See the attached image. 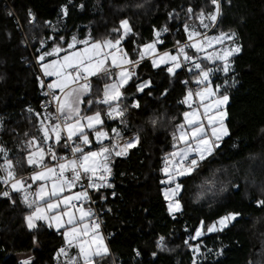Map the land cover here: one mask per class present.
I'll return each instance as SVG.
<instances>
[{"label": "trees", "instance_id": "obj_1", "mask_svg": "<svg viewBox=\"0 0 264 264\" xmlns=\"http://www.w3.org/2000/svg\"><path fill=\"white\" fill-rule=\"evenodd\" d=\"M9 4L16 15L9 16L4 0H0V146L13 160L17 179L36 169L24 160L28 140L36 137L39 146L50 147L39 131L41 115L46 111L39 108L41 85L35 68L26 59L30 49L17 26V16L26 35L43 52L57 45L66 50L73 35L80 41L89 38L91 43L106 38L114 41L119 34L112 29L119 28L122 19H128L132 32L121 40L120 46L130 59L136 60L141 46L157 40L154 28L167 25L170 29L167 46L158 42L163 51L174 42L187 39L184 25L189 6L196 12L201 8L213 11L209 0H9ZM81 4L83 9L79 7ZM62 6L67 7V16L63 15ZM29 9L36 17L32 26L28 24ZM170 12L179 13V17L170 20ZM205 23L209 27H200L201 33L235 32L231 41L241 47L230 60L229 72L215 71L213 75V84L229 95L226 124L230 135L201 161L196 171L178 180L182 185L179 196L182 211L177 215L169 213L163 193L166 185L161 183L166 176L161 169L165 155L174 151L171 139L174 125L184 122L183 113L188 110L180 103L186 95L182 81L195 82V76L182 70L170 76L168 66L153 68L150 60L140 62L137 75L123 89L120 101L122 107H128L124 118L127 126L121 119L109 121L100 104L88 105L89 99L102 97L103 84L108 82L102 78L91 81L92 93L84 100L82 115L99 110L108 129L119 127L122 136L139 132L141 137L128 156H112L108 182L113 187H104L102 196L107 209L103 235L113 237L106 239L110 255L103 264H112L114 260L118 264H193L194 258L196 264H255L261 258L258 253L263 249L264 207L257 206L256 201L264 197L247 186L244 179L263 177L258 172L259 162L254 163V159L264 155V0H231V4L223 0L219 22L213 26L206 19ZM162 37L164 33L159 40ZM149 79L151 87L137 91V84ZM233 80L237 81L235 85ZM136 102L140 105L138 109L131 107ZM29 108L33 111L29 112ZM152 119H158L155 128L150 123ZM55 144L56 156L63 155L64 141ZM3 155L0 153V164ZM51 159L49 155L47 163ZM5 175L0 170V177ZM217 188L221 193L215 195ZM9 190L11 199L0 197V264H20L27 254L34 255L33 264H58L56 255L64 243L62 232L45 223L29 229L26 216L31 209L21 202L20 193ZM230 212H239L241 216L222 232H207L208 225ZM201 221L207 233L191 239ZM160 237L165 239L166 250L157 247ZM196 245L200 254L193 253L190 247Z\"/></svg>", "mask_w": 264, "mask_h": 264}, {"label": "snow or ice", "instance_id": "obj_2", "mask_svg": "<svg viewBox=\"0 0 264 264\" xmlns=\"http://www.w3.org/2000/svg\"><path fill=\"white\" fill-rule=\"evenodd\" d=\"M209 3L213 7L212 12H205L204 8H201L199 12H196L194 8L189 6L185 11L189 17L195 16L200 22V27L208 28L209 24L205 23L207 19L213 26L218 22V18L222 15L223 0H209ZM227 3L231 4V0H227ZM81 9L84 5L79 6ZM137 7H143V5H137ZM62 12L64 16L68 15V9L66 6H62ZM9 16L13 15L11 11L7 13ZM29 23L35 22V15L29 9L28 11ZM169 19L178 18L179 13H168ZM18 23V22H17ZM50 24V22H46ZM123 29V33L120 34V30ZM169 27L164 25L161 29L154 28V35L157 40L153 43L144 44L139 48V59H130L127 53L122 52L118 47L121 40L124 39L129 33L132 32V27L128 19H122L120 21L119 28H113L112 32L117 33L118 38L114 41L110 38H106L103 41H95L89 44L88 40L77 41L75 35L72 37V41L68 43V48L73 49L77 43L84 45L81 51H75L68 53L59 60H52L49 63H43L45 57L59 54L61 51H65L60 45L55 46L51 51L42 52L37 57V62L40 63L43 76H55L57 79L53 83L47 85L51 94L52 101L56 102V113L53 116L51 113L47 114L44 120H55V123L44 124L43 120L40 123L39 131L43 134L42 139L47 143L50 139L55 138L57 144H60L62 140V133L67 132L65 147H70L72 158L68 159L61 157L63 160L57 167H47L44 165L45 149L40 147V142L36 137L27 141L28 152L24 157L28 166L35 168H42L40 171H35L30 176L33 182L43 181L40 187L35 193L29 191L31 184H26L23 177L17 179L15 173V165L13 160L7 155V150L0 146V153H3V164H0V170L6 175L0 177V181L5 184H10L12 192L21 194V202L24 203L29 209H32L35 205L34 211L26 216L29 229L36 228L38 225L36 221H44L49 228L53 227V222L57 230L65 226L63 217L67 216L66 223L71 227L66 230L63 235L68 246L75 245L78 249V256L72 257L67 264H77L78 260H82L83 264H103L106 257L110 255V250L104 241L103 236L100 234V223L96 222L91 225L84 224L83 227H79L76 218L69 208L70 203L73 200L90 199L87 190L75 193L72 196H65L61 199V194L66 190L73 188L77 182L86 180L87 188L95 189L99 191L104 187H113L108 182V176L111 174L110 158L113 153L115 156H126L130 149L136 147L140 143L139 132L135 133L128 139H123L120 131L113 128L112 132L119 138L121 142H113L111 147H106L101 144L98 151H85L83 145H89L91 143L89 134L85 131V128L92 129L95 132L97 143L108 137V133L102 130H97V125H102L101 111L97 110L91 116H81V105L84 103V96L91 94L92 85L88 82L89 76H99L106 81H112L111 83L105 82L102 88V97L97 96L95 100L89 99L88 105L93 103L106 105L108 108L107 116L115 119L119 117L121 122L127 126L125 113L128 111V107L125 105L121 107L118 102L121 99V88L135 75L134 71L129 68L123 67L124 65H130L135 68L139 65L146 54L153 55L152 66L158 68L161 64L170 65L167 67V72L170 76H175L177 69H180L185 62H190L192 67L188 68L189 72L195 69V83L198 86L197 91L193 93L191 89H188L187 94L180 103L187 104L192 109L190 112H184V122L174 125V131L171 134L173 152L168 153L163 158L164 166L161 169L167 177L166 180H162L161 183L169 185L174 184V187L165 189L164 196L168 203L169 213L181 212L182 205L177 198L182 189V185L177 182V178L181 176H187L197 170L201 161L205 160L208 156H211L213 152L220 147V142L225 136H229V130L224 123L227 112L223 111L225 105L229 101V95L227 92L221 93L219 85L212 86L210 81V75L214 71H223L227 74L230 70V57L241 51L240 46H233L230 48H224L220 52H213L206 55L203 59L216 62H222V68L212 69L203 67L201 62H198L192 56L188 54L186 48H193L197 53L205 51L206 48L213 47L214 44H222L224 39H234L235 32L231 35L221 32L218 36H207L196 30H190L189 25L185 23L184 31L187 33L188 40L192 41L191 44H184L179 46L176 55H171L168 52H164L162 55L156 54V43L159 41V37L162 33H167ZM201 37V39H196ZM63 37L60 38L63 41ZM178 45L179 41L176 42ZM44 42L41 41V47L43 48ZM109 49L111 51H104ZM40 52V49H37ZM119 54V55H118ZM181 57L183 59H181ZM111 59V67L120 69L116 74L113 73L110 67L106 64ZM41 87L44 86V80L40 77L37 78ZM83 81V83H80ZM185 85L188 81H182ZM227 83V80L225 81ZM237 81L233 80V85ZM152 81L146 80L140 84H137V91L143 92L145 88H150ZM55 89H59L63 96L55 94ZM167 89L165 90V94ZM49 93H45L48 95ZM151 95V92L148 93ZM198 98L199 103L197 107L193 108V104L196 103ZM133 108H139L138 102L133 103ZM201 109L203 110L201 112ZM29 112L33 110L28 109ZM37 116L39 114L37 113ZM86 121V123H84ZM207 121V124H205ZM153 128L158 123V119H152L150 121ZM2 127V125H0ZM210 130V134H209ZM264 131V130H262ZM28 133H25L27 136ZM73 137H77L80 143H73L69 145L67 141H72ZM183 144V147L178 145ZM47 152L51 153V158L57 160V156L49 147ZM195 154V155H193ZM20 163V161H17ZM71 172V179L65 175L66 172ZM51 182V189L48 190V183ZM83 186V185H82ZM4 197L11 199L9 191L0 193ZM115 195V193H113ZM30 197H32L30 199ZM104 199V197H101ZM43 202L44 206H41L39 202ZM15 204V200L12 201ZM257 206L264 207V199L256 201ZM63 204L65 211L58 212L60 205ZM74 207V205H73ZM80 212V221L82 222L86 216H92L94 213L89 209L85 212L82 208L78 209ZM110 211V209H109ZM47 213H52L48 215ZM241 216L239 212H230L217 221H214L211 225L207 226V232H222L229 227L237 218ZM205 227L204 222L201 221V227L195 231V236L191 239H198L204 235L202 229ZM188 244V241H185ZM157 247L162 251L166 250V244L164 237H160L157 241ZM193 253L200 254L199 245L190 246ZM60 255L67 256L68 252L65 248L59 249L56 255V259H59ZM137 255L139 253L137 252ZM153 256L156 253L152 254ZM25 264H28L26 261ZM193 264H196V259H193Z\"/></svg>", "mask_w": 264, "mask_h": 264}, {"label": "built area", "instance_id": "obj_3", "mask_svg": "<svg viewBox=\"0 0 264 264\" xmlns=\"http://www.w3.org/2000/svg\"><path fill=\"white\" fill-rule=\"evenodd\" d=\"M4 2H5V6L8 8V12L11 11L13 13V15H16L14 9L9 4V0H4ZM16 21L18 22L17 23L18 28L21 30V32L23 33V35L25 37V46L30 49V55L26 59L29 61V65H32L35 68L37 77H40L41 79L44 80V86L41 87V96H42V98H41V101L39 103V108L42 111H54L55 115H57V113H56V102L52 101L51 103H49V101H51L52 97H51L50 90L48 89L47 85L49 83H52V79H51L50 76L49 77L43 76V73H42L41 67H40V63L37 62L38 55H40L43 51L42 50H40V52L37 51V48L35 47L36 45H35L34 41L32 39H30L26 35L25 29H24V25H23V23L21 22V20H20V18L18 16L16 17ZM35 21H36V17H35ZM28 24L30 26L35 24V22L31 23V24L29 23V16H28ZM169 35L171 36L170 30L167 33H164V37H162L159 40V41H162V42H159L160 46H162V47L167 46L168 40L166 39V36H169ZM176 42H174L170 47L164 49L163 51L170 52V53H173L174 55H176L177 54V49H178L179 46H182V45H184L186 43L187 44H191L192 43V41L188 40V37L183 42L179 41L180 42L179 45ZM193 50L194 49L190 48V47L186 48V51L188 52V54L190 56H192L194 59H196L198 62H201L203 67L210 68L211 61L203 59L204 56H199V55L195 54L193 52ZM181 59H183V58L181 57ZM43 63H44V61H43ZM189 67H192V64L190 62H185L184 65L179 70L184 71L189 76H195V69H193L192 72H189L188 71ZM129 69L131 71L135 72L134 76L137 75V66L135 68H132L131 66H129ZM184 81H188L187 85H185L183 83V87L186 89V94H187L188 89H191L193 91V93H195L197 91L198 87H202V86H198L195 82H191L189 79H186ZM88 82L91 84V80L89 78H88ZM82 83H83V81H82ZM54 91H55V94L58 95L57 91L56 90H54ZM45 93H49V94L45 95ZM101 105H103V104H101ZM103 106H106V105H103ZM192 107L193 108L197 107V104L194 103ZM131 136H133V135L123 136V139L126 140L129 137H131ZM66 137H67V134L64 133V136H63L64 144L66 142ZM113 142H121L122 143V141H120L119 138L115 139ZM67 143L69 145H72L73 143H80V141H79V139L78 140L77 139H73L72 141H67ZM112 143H111V145H112ZM55 146H56L55 143H50V147H52V149H54ZM83 147H84V150L86 152L91 150V149H94L93 147L89 148L86 145H83ZM64 150H65L64 154L58 156L57 157L58 159L53 161V166L57 167L59 163L64 162L63 160L59 159L61 157H65V158H68V159L72 158V153L70 151V147H65L64 146ZM49 155H51V153H49ZM113 155H114L115 158H123V157L128 156L129 152H128V154L126 156H115L114 153H113ZM65 175L68 176V178H69L70 175H71V172L70 171L66 172ZM78 186H79V190L81 192L85 191V190L88 191L90 199H87V200L84 199V200H82L80 202L74 203L73 205L74 206L83 205V206H86L88 208V210L91 209V211L94 213V215L90 216V218H91L90 219V225L93 224V223H96V222L100 223L99 231H101L103 233L104 214L106 213V210H107L106 209V199L105 198L101 199V197H104V196H102L103 188L100 189L99 191H96L95 189H92V188H87V181L86 180L79 181L78 182ZM9 189H10V184H5V183L2 182V188L0 189V193H2L4 191H10ZM1 196L2 195H0V197ZM111 237H113V234L105 236L106 239H109ZM23 260H20L19 263L23 264L22 263ZM112 264H118V263L114 260Z\"/></svg>", "mask_w": 264, "mask_h": 264}, {"label": "crops", "instance_id": "obj_4", "mask_svg": "<svg viewBox=\"0 0 264 264\" xmlns=\"http://www.w3.org/2000/svg\"><path fill=\"white\" fill-rule=\"evenodd\" d=\"M196 31H199L200 32V30L199 29H196ZM219 34H214V35H210V36H218ZM196 39H201V37H197ZM85 40H88V42H89V44H92L91 42H90V40H89V38L88 39H85ZM77 41H80L79 39H77ZM84 41V40H83ZM233 46H238L237 44H235L234 42H232L231 41V39H224V41H223V43L222 44H214L213 45V47H210V48H206L205 49V51H203V52H200V53H197L196 52V50H195V52H196V54H198V55H203V56H206V55H208V54H210V53H213V52H220L222 49H224V48H230V47H233ZM55 46H53L52 48H54ZM52 48H50L48 51H51V49ZM84 48V45L83 44H81V43H77L76 45H75V48H73V49H69V48H67L65 51H61L59 54H56V55H52V56H47V57H45V60H44V63H49L50 61H52V60H59V59H61L62 57H63V55H65V54H68V52H72V51H76V50H82ZM165 51H162V50H160V48H159V46H158V42L156 43V54L155 55H157V56H159V55H162L163 53H164ZM168 53H170V52H168ZM171 55H174V54H172V53H170ZM237 54V53H236ZM236 54H234V55H236ZM233 55V56H234ZM232 56V57H233ZM232 57H230V60H231V58ZM152 59H153V55H149V54H146L145 55V57H144V59L142 60V61H140V62H143V61H145V60H150V61H152ZM129 66L130 65H124L123 67H126V68H129ZM161 66H170V65H166V64H161L159 67H161ZM109 67L111 68V70L113 71V73L114 74H116V73H118L119 71H120V69H116V68H112L111 67V60L109 61ZM210 68H212V69H217V68H222V62L221 61H216V62H211V65H210ZM177 71H179V69H177ZM218 72H222V70L221 71H216V73H218ZM214 73H215V71L213 72V74H211L210 75V81H211V84H212V86L213 87H215V85L213 84V80H214V77H213V75H214ZM51 77V79H52V83L57 79V77H55V76H50ZM134 77V76H133ZM133 77L128 81V83L127 84H125L124 86H123V88H121L120 89V91H121V93H122V96H121V99L123 98V89L132 81V79H133ZM91 81H94L95 79H97V78H100L99 76H89L88 77ZM112 81H108L107 83H111ZM80 83H82V81H80ZM56 91H57V93H58V96H63V93H61L60 92V90L59 89H55ZM92 93V92H91ZM91 94H88V95H85L84 96V100L86 99V98H88L89 96H90ZM121 99L118 101V102H115V103H119L120 104V101H121ZM197 100H198V98H197ZM114 103V104H115ZM84 104V103H83ZM83 104L81 105V116H83L82 115V113H83ZM101 105V104H100ZM101 106H103V105H101ZM105 109H106V111H108V108H107V106H103ZM202 110V109H201ZM203 111V110H202ZM201 111V112H202ZM49 113H51L53 116H55V114L53 113V112H43L42 113V115H41V121L43 120V122H44V124H51V123H55L56 121L55 120H44L43 118L47 115V114H49ZM94 114V113H93ZM93 114H91V115H93ZM91 115H88V116H91ZM102 115V120H104V123H103V126L99 129V128H97V130H102V131H104V132H107L108 133V137H106V138H104L102 141H101V143H97V140H96V136H95V132L93 131V130H86L85 129V131L89 134V139H90V141H91V143L89 144V145H86L87 147H95V148H97V149H99L100 147H101V144H103V146H106V147H110L111 146V143L115 140V139H117V137L115 136V133H113L112 132V129L113 128H115V129H117L118 131H120V128L119 127H112L111 129H108L107 127H105V117H104V115L103 114H101ZM107 118H108V120L109 121H113V120H119L120 118L119 117H116L115 119H113V118H110V117H108L107 116ZM64 133H66L67 134V132L65 131V132H63L61 135H62V140H63V136H64ZM43 135V134H42ZM73 139H77L78 140V138L77 137H73ZM61 140V141H62ZM105 140V141H104ZM104 141V142H103ZM103 142V143H102ZM50 143H56V141H55V138H54V136H53V138L52 139H50L47 143H46V146H47V144H50ZM181 145L182 144H180L179 146L181 147ZM41 147V146H40ZM44 149H45V152H46V155H45V160H44V165H42V167L43 166H47V167H54L53 166V162H52V159H51V163L49 164V163H47V161H49V152H47V149L48 148H46V147H43ZM111 162H112V157L110 158V167H111ZM40 170H42V168H36L35 170H33L31 173H29L28 175H26V176H24L23 178L25 179V181H26V184H28V183H30V182H32V180L31 179H29L30 178V176L33 174V172H35V171H40ZM110 176V175H109ZM19 179V178H18ZM69 179H71V176L69 177ZM166 179H167V177H166ZM38 184H40V183H42V181H38L37 182ZM75 188H76V190H78V183L74 186ZM33 189H36V186H33ZM79 192H81L80 190H78ZM17 193V192H16ZM30 198H32V197H30ZM40 204H41V206H44L43 205V202L41 201V202H39ZM74 207H76V206H74ZM85 208H86V210L88 211V208L86 207V206H84ZM35 209V205L33 206V208L31 209V212L33 211ZM49 215H52V213H49ZM91 218H90V216H86L85 217V219L83 220V223H85V224H88V221L90 220ZM79 220V219H78ZM87 222V223H86ZM40 223H45L44 221H38L37 222V225H39ZM46 224V223H45ZM27 225H28V223H27ZM47 225V224H46ZM84 225V224H83ZM83 225H82V227H83ZM89 225H90V222H89ZM34 229V228H33ZM51 229H53V230H55V231H60L61 229H59V230H57L56 229V227H55V224H54V222H53V227H51ZM64 232H65V228H64ZM63 234V233H62ZM105 237V236H104ZM105 240H106V238H105ZM63 241H64V243H63V245H62V247L61 248H65L66 250H67V252H68V255L67 256H64V255H60L59 256V259L57 260V262H58V264H67V262L72 258V257H76V256H78V252H79V249L75 246V245H73V246H68V244L66 243V241H65V238H64V235H63ZM106 242H107V240H106ZM107 245H108V242H107ZM60 248V249H61ZM108 248H109V246H108ZM110 250V249H109ZM77 264H83V261L82 260H78V262H77Z\"/></svg>", "mask_w": 264, "mask_h": 264}, {"label": "rangeland", "instance_id": "obj_5", "mask_svg": "<svg viewBox=\"0 0 264 264\" xmlns=\"http://www.w3.org/2000/svg\"><path fill=\"white\" fill-rule=\"evenodd\" d=\"M220 18H221V16L218 18V22H219V20H220ZM217 22V23H218ZM216 23V24H217ZM187 24L189 25V29L190 30H196V29H200V23H199V20H197L196 18H195V16H192V17H189L188 16V20H187ZM206 35L207 36H210L209 35V33H206ZM124 39H122V41H123ZM153 43V42H152ZM121 50H122V52H124V50L122 49V47L119 45L118 46ZM76 51H80V50H76ZM104 51H111V50H109V49H104ZM195 51V50H194ZM72 52H75V50L74 51H72ZM68 53H71V52H68ZM65 55H67V54H65ZM65 55H63V57L65 56ZM119 55V54H118ZM198 55V54H197ZM199 56H203V55H199ZM205 57V56H204ZM111 59H109L108 60V62H107V64H106V66L107 67H109V61H110ZM115 103V102H114ZM199 103V101L196 99V104H198ZM115 105V104H114ZM121 105V107L123 106L122 104H120ZM186 106H187V108H188V110H187V112H190V111H192V109L191 108H189V106L187 105V104H185ZM227 105H228V103H227ZM227 105H225L224 106V108H223V111H226L227 112V110H226V108H227ZM202 111V110H201ZM226 121H227V116H226V119H225V121H224V123L226 124ZM84 123H86V121L84 122ZM103 123H104V120H103ZM205 124H207V121H205ZM103 126V124L102 125H97L96 126V129L97 128H101ZM226 126H227V124H226ZM228 128V127H227ZM86 130H92V129H88V128H85ZM209 134H210V130H209ZM225 137H227V136H225ZM224 137V138H225ZM223 138V139H224ZM118 139V138H117ZM105 141V140H104ZM103 141V142H104ZM102 142V143H103ZM104 144V143H103ZM102 144V145H103ZM184 145L182 144L181 145V147H183ZM111 147V146H110ZM99 149H91V150H89V151H98ZM193 155H195V154H193ZM113 156V155H112ZM254 160H256V161H254V163L256 162V164H257V162H259L258 163V169H259V173L260 174H263V177H262V179H254L253 180V178H246V179H244V182L247 184V186H250V188H254V189H256L263 197H264V155H262L261 157H259V159H254ZM255 164V165H256ZM257 166V165H256ZM55 167V166H54ZM181 177H183V176H181ZM181 177H178L177 178V182L179 183V179L181 178ZM109 178H110V176H108V180H109ZM38 181H35V182H30V183H28V184H31L32 185V187H31V189H29V191L30 192H32V193H35L36 191H37V189L40 187V185L43 183V181H42V183H40V184H38L37 183ZM78 183V182H77ZM76 183V184H77ZM165 187H164V190H163V193H164V191H165V189H167V188H169V187H174L175 185L174 184H172V185H169V184H166L165 183ZM33 186H36V189H33ZM51 189V182H49L48 183V190H50ZM218 189V188H217ZM181 191H182V189H181ZM181 191H180V193H179V196H180V194H181ZM215 192V195L216 194H219V193H221V190H214ZM79 191L78 190H76V188L75 187H73V188H71L70 190H68V189H66L62 194H61V199H63V197H65V196H72V195H74L75 193H78ZM179 196L177 197L178 199H179ZM31 199V198H30ZM82 200H84V199H81V200H73L71 203H70V205H69V208L71 209V211L73 212V214H74V216H75V218H76V221H77V223H78V226L79 227H82V225L83 224H85V223H83V221L81 222L80 221V212L78 211V209H80V208H82L85 212H87V210H86V208L83 206V205H79V206H76V207H73V204L74 203H77V202H80V201H82ZM168 202V201H167ZM169 203V202H168ZM181 203V202H180ZM65 210H67V209H65V207H64V205L63 204H61L60 205V208L58 209V210H56V211H58V212H62V211H65ZM34 211V210H33ZM178 213H180V212H173V213H171L172 215H177ZM48 215H49V213H47ZM67 219H68V217L67 216H64L63 217V222H65V226L60 230V232H62V233H64V228H65V231L66 230H68L70 227H71V225H68L67 223H66V221H67ZM79 219V220H78ZM85 219V218H84ZM37 222L38 221H36L35 223L37 224ZM89 222H90V220L88 221V224H89ZM87 223V222H86ZM55 224V223H54ZM231 225V224H230ZM229 225V226H230ZM202 231H203V229H202ZM204 232V231H203ZM204 233H207V232H204ZM212 233H216V232H212ZM100 234L103 236V238H104V241H105V243L107 244V242H106V240H105V237H104V235H103V233L100 231ZM108 246V245H107ZM262 246H263V249L261 250V251H259L260 253H258L259 254V257H261V258H259V260H255L254 261V263L255 264H264V240H263V244H262ZM32 260L33 262H34V255L33 254H27V255H25V256H23L22 257V259L21 260ZM23 260V261H24Z\"/></svg>", "mask_w": 264, "mask_h": 264}, {"label": "water", "instance_id": "obj_6", "mask_svg": "<svg viewBox=\"0 0 264 264\" xmlns=\"http://www.w3.org/2000/svg\"><path fill=\"white\" fill-rule=\"evenodd\" d=\"M54 160L52 159V162H53ZM28 262V264H33L34 262L32 261V260H24V261H22V263L23 264H25V262Z\"/></svg>", "mask_w": 264, "mask_h": 264}, {"label": "bare ground", "instance_id": "obj_7", "mask_svg": "<svg viewBox=\"0 0 264 264\" xmlns=\"http://www.w3.org/2000/svg\"><path fill=\"white\" fill-rule=\"evenodd\" d=\"M193 52H194V50H193ZM196 54V53H195ZM113 157H114V155H113ZM115 158V157H114Z\"/></svg>", "mask_w": 264, "mask_h": 264}]
</instances>
